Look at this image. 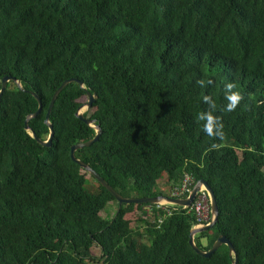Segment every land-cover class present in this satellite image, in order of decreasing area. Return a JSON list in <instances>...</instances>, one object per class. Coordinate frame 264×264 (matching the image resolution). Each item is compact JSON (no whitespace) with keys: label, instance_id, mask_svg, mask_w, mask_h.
<instances>
[{"label":"trees","instance_id":"trees-1","mask_svg":"<svg viewBox=\"0 0 264 264\" xmlns=\"http://www.w3.org/2000/svg\"><path fill=\"white\" fill-rule=\"evenodd\" d=\"M5 77L25 91L10 81L0 100V264H233L227 245L208 258L192 248L191 208L120 206L72 160L97 133L76 116L88 93L84 116L96 113L102 135L78 159L125 198H171L186 174L205 181L219 214L196 245L223 235L238 264H264V0H0V90ZM69 79L84 87L60 93L44 147L32 133L48 139ZM227 83L243 97L232 112ZM29 91L42 110L27 130L39 109ZM205 95L223 140L198 120Z\"/></svg>","mask_w":264,"mask_h":264},{"label":"water","instance_id":"water-1","mask_svg":"<svg viewBox=\"0 0 264 264\" xmlns=\"http://www.w3.org/2000/svg\"><path fill=\"white\" fill-rule=\"evenodd\" d=\"M10 81H15L17 83V85L19 86V88L23 91H25L22 86L21 83L16 80L15 78L12 77H5L2 81V87L0 90V100H1V96L3 95V93L5 92V90L7 89V84ZM79 83L81 85V87H84L83 83L78 81L77 79H69L64 81L60 87L55 91L49 109H48V113L46 116V120L45 123L49 126L50 128V135L48 137L47 140H41L39 138H37L35 136L34 133H32V136L35 137L38 141L39 144H41L44 147H50L52 145V140L54 137V129L53 126L50 123V115L52 113L54 104L56 102V100L58 99L60 93L71 83ZM30 92V91H29ZM39 102V109L33 113L32 115H29L27 120H26V129L29 130V125H28V121L32 118H35L38 116V114L41 112L42 110V101L40 99V97L35 94L34 92H30ZM88 103H87V109L90 110L94 103L97 100V95H93L91 93H88ZM80 109L78 110V112L76 113L77 118H79L81 121L85 122L87 125L93 127L96 129V135L93 139L82 142V143H78L76 145H74L71 148V158L72 160L77 163L81 168L85 169L88 173H90L92 176H94L98 182L104 186L119 202V205L122 206L123 204H160L162 202H166L170 205H175V206H181V207H186V208H190L192 206V203L194 202L197 193L200 192L202 190V187H205L206 190L209 193L210 196V205H211V215H212V219L210 221L209 224L207 225H203V226H199V227H194L191 232H190V236H189V243L192 246V248L201 256L203 257H210L212 254H214L222 245H227L230 251V256L233 259V264H238L236 257V252H235V248L233 246V244L230 242L229 239H227L225 236L221 235L219 236V238L217 239V241L214 243V245L212 246L211 249H209L208 251H204L202 249H200L196 243H195V235L208 231L210 229H212L218 219V205H217V200H216V196L213 192V190L211 189V187L205 182V181H199L195 187L193 188L191 194L189 195L188 198L186 199H174V198H170V197H164V196H158V197H154V198H125L122 195H120L117 191H115L113 189L112 186L109 185V183L103 179L89 164L83 162L82 160L78 159L76 157V152L80 149L83 148H87L90 147L91 145H93L94 143L99 141L100 136L102 135V129L100 128V126H96V120L91 119V118H86L84 116V112H80ZM234 256V257H233Z\"/></svg>","mask_w":264,"mask_h":264},{"label":"clouds","instance_id":"clouds-1","mask_svg":"<svg viewBox=\"0 0 264 264\" xmlns=\"http://www.w3.org/2000/svg\"><path fill=\"white\" fill-rule=\"evenodd\" d=\"M197 83L204 87L206 85H211L213 81L211 79L205 81L203 79L198 80ZM225 99L227 101L225 111L232 112L237 109L240 105L241 100L243 99L241 93L236 90V85L233 83H227L225 85ZM204 103L209 105V109L207 111L201 112L198 116V120L203 122V131L211 137H214L219 140H223L224 133V125L220 117L214 115V111L216 108L215 102L212 100L210 96L205 95L203 97ZM220 145L212 144L208 151L218 149ZM260 171L264 173V168H261Z\"/></svg>","mask_w":264,"mask_h":264},{"label":"built area","instance_id":"built-area-1","mask_svg":"<svg viewBox=\"0 0 264 264\" xmlns=\"http://www.w3.org/2000/svg\"><path fill=\"white\" fill-rule=\"evenodd\" d=\"M195 181L193 177L189 174H186L183 181L179 186L175 187L171 191V198L174 199H186L191 194L193 188L195 187ZM159 208L165 209L168 214H171V211L166 208L167 205H170L166 202L157 204ZM195 219V227L207 225L212 219L211 215V205H210V196L205 187H202V190L197 193V196L190 207ZM150 210V209H148ZM149 214V212H148ZM159 223H162V220H159Z\"/></svg>","mask_w":264,"mask_h":264},{"label":"rangeland","instance_id":"rangeland-1","mask_svg":"<svg viewBox=\"0 0 264 264\" xmlns=\"http://www.w3.org/2000/svg\"><path fill=\"white\" fill-rule=\"evenodd\" d=\"M87 103H88V97H83L80 101H79V104H80V106H81V110H80V112H87V111H89L88 109H87ZM96 116V113H94L93 114V118H91V119H94V117ZM92 181V180H91ZM90 181V182H91ZM95 184H93L92 182H91V184H90V186L92 187V186H94ZM109 206V205H108ZM107 206V207H108ZM115 208H116V206L114 205V204H110V206L102 213V215L105 217V218H107V219H111L112 217H113V214H114V211H115ZM137 215H138V212H137V210H135V211H133L131 214H129L128 215V219H130L131 220V222H132V227H134L135 226V220H136V217H137ZM203 244L205 245L206 244V241H203Z\"/></svg>","mask_w":264,"mask_h":264}]
</instances>
